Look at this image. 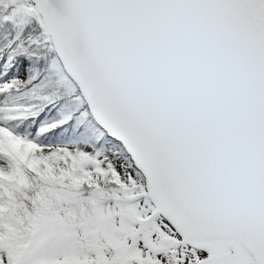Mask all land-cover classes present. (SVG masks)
Returning a JSON list of instances; mask_svg holds the SVG:
<instances>
[{"label": "snow or ice", "instance_id": "6c2138e0", "mask_svg": "<svg viewBox=\"0 0 264 264\" xmlns=\"http://www.w3.org/2000/svg\"><path fill=\"white\" fill-rule=\"evenodd\" d=\"M0 264H264V0H0Z\"/></svg>", "mask_w": 264, "mask_h": 264}]
</instances>
